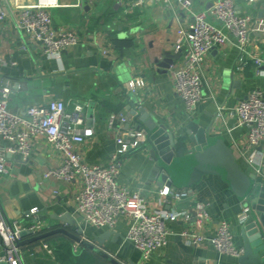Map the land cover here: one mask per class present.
I'll return each mask as SVG.
<instances>
[{"label":"crops","instance_id":"1","mask_svg":"<svg viewBox=\"0 0 264 264\" xmlns=\"http://www.w3.org/2000/svg\"><path fill=\"white\" fill-rule=\"evenodd\" d=\"M36 1L0 0L8 11L6 19L0 21V88L8 84L13 87L9 101L13 111L50 100L64 101L68 110L82 105L85 120L81 127H93L95 135L79 150L86 163L108 165L117 149L115 138L119 129V122L115 128L109 127L110 115L126 114L130 121L124 128H138L140 122L130 110L144 108L180 140L176 157L191 153L193 143L188 130L194 122L207 128L211 136H223L243 171L254 172L246 153L252 151L249 128L236 113L238 105L253 89L264 90V74H256L248 54L244 66L238 69L240 51L234 44L213 49L201 69L202 99L190 109L176 93L174 77L176 68L184 64V51L190 44L191 18L181 5L168 9L151 0L142 5H135V0H58L59 5L51 9L54 25L75 31L80 43L61 56L50 57L40 44L28 41L27 35L15 28L23 7ZM214 1L194 0L195 9H206ZM235 2L240 11L264 18V0L252 6H246L243 0ZM180 39L184 48L178 52ZM249 50L264 57V33L256 31L252 35ZM166 52L180 53V57H175L171 68L164 71L159 63L166 58ZM133 79H143L145 84L133 90L128 87ZM91 116L93 123L89 124ZM151 149L152 145L146 141L124 156L119 183L139 192L152 211H193L198 203H204L208 214L201 226L184 219L170 223L167 244L150 258H144L127 239V220H120L113 229H98L83 220L74 199L78 183L45 177L47 170L61 164V158L43 138L33 142L32 155L27 160L17 154H6L10 174H0L3 214L24 224L42 218L46 230L65 228L76 234L68 223L51 217L70 213L83 229L82 237L95 245H99L95 235L108 230L116 232L117 236L104 239L103 247L124 264H240V257L218 250L211 237L221 222L227 221L232 227L234 245L244 249L242 224L250 213L245 205L247 200L240 199L220 175L209 173L189 186L173 183L178 189H190L191 195L177 203H164L160 190L167 183L161 180V175L167 170L157 168ZM35 208L38 211L33 213ZM184 232L202 236L205 241L192 244ZM54 242L71 243L74 257L84 259L80 264H87L86 256L94 258L92 264H111L66 233L23 245L22 264H77L61 258L52 245ZM85 252L89 255L84 256ZM0 264L9 263L0 259Z\"/></svg>","mask_w":264,"mask_h":264},{"label":"built area","instance_id":"2","mask_svg":"<svg viewBox=\"0 0 264 264\" xmlns=\"http://www.w3.org/2000/svg\"><path fill=\"white\" fill-rule=\"evenodd\" d=\"M97 0H89V2ZM165 8L181 5L191 18L189 22V46L184 51V64L175 70L176 93L186 107L195 108L202 99V74L206 59L211 51L218 47L234 44L240 51L238 69L245 63L248 54L256 68V74H264V57L249 50L252 35L256 31L264 33V18L240 11L235 0H215L201 11L195 9L194 0H151ZM260 0H243L246 6H252ZM145 0H135L142 5ZM59 5L58 0H37L23 7V15L15 28L23 31L28 41L42 46L48 56H61L68 49L80 43L75 31L54 25L51 9ZM8 11L0 4V21L6 19ZM184 41H178V52L183 51ZM143 79H133L128 87L135 90L144 85ZM13 87L8 84L0 88V174H10L7 153L20 155L27 160L32 155V144L43 138L61 158V164L50 168L46 178H56L68 183L77 182L74 195L76 211L85 222L98 229H113L120 220L129 222L127 239L141 252L144 258H150L154 252L168 242V225L180 219L195 221L202 225L208 214L204 203H198L195 210L152 211L146 199L136 191H131L119 183L120 166L126 154L139 148L147 141L146 129L124 126L130 117L123 113H112L109 127L115 128L117 149L108 165L88 164L84 160L79 146L88 143L95 135L93 127H81L84 123V107L76 105L67 109L62 100H50L45 104H30L21 111H13L9 106ZM236 113L249 128V143L252 151H247L248 164L264 183V90L253 89L246 99L236 108ZM114 130V129H113ZM116 130V129H115ZM1 140L6 142L3 145ZM165 202H179L191 195L190 189H178L165 185L160 190ZM249 211V208H246ZM37 208L32 212L36 213ZM23 230L34 235L44 233L46 226L40 220L24 224L19 220H10L3 214L0 205V259L9 264H22L23 250L19 242ZM190 243L200 244L202 236L187 232ZM189 240V239H188ZM213 245L220 251L241 257L244 249L234 245V234L230 223L222 221L215 235L211 237ZM48 248V245H45ZM77 248V247H76Z\"/></svg>","mask_w":264,"mask_h":264},{"label":"water","instance_id":"3","mask_svg":"<svg viewBox=\"0 0 264 264\" xmlns=\"http://www.w3.org/2000/svg\"><path fill=\"white\" fill-rule=\"evenodd\" d=\"M165 54L164 61L159 63L157 60V62L161 69L167 71L174 64L175 57H180V53L175 55L166 52ZM130 111L140 122L138 128L141 129L144 126L147 131V141L152 145L150 153L157 162V168L165 167L167 170L166 174L161 175V180L167 185L175 183L180 186H189L204 174L214 173L220 175L240 199L247 200L245 205L250 208V213L242 224L244 253L239 261L240 264H264V183L259 180L258 175L255 172L243 171L232 147L226 143L223 136H211L207 128L194 122L189 124L188 130V137L193 143L191 153L176 157V145L180 140L175 138L164 124H158L144 108H134ZM88 123H93V116L89 118ZM51 217L68 223L76 234L65 228L50 229L38 235H34L29 230H23L19 244L23 246L55 234L66 233L99 253L111 264H124L103 247L104 239L110 235L117 236L118 233L108 230L101 235H95L99 243L95 245L82 237L83 229L70 213L51 215ZM40 220L42 218H36L32 222ZM26 237L29 238L25 239Z\"/></svg>","mask_w":264,"mask_h":264},{"label":"trees","instance_id":"4","mask_svg":"<svg viewBox=\"0 0 264 264\" xmlns=\"http://www.w3.org/2000/svg\"><path fill=\"white\" fill-rule=\"evenodd\" d=\"M52 245L56 249L59 256H61V258L68 259V260H70V262L73 260L77 264H80L84 261V259L81 260L83 257H78V258L74 257V254L72 252V244L71 243L64 242L62 244H59L57 242H54ZM83 255L85 256V255H89V254L87 252H85ZM86 257H87V264H92L94 262L93 257H91V256H86Z\"/></svg>","mask_w":264,"mask_h":264}]
</instances>
